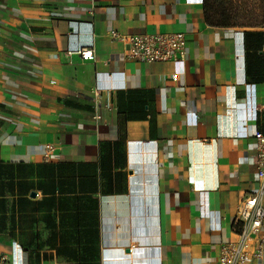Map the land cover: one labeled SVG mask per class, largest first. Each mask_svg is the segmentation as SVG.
Here are the masks:
<instances>
[{"label": "crops", "instance_id": "0c3cea01", "mask_svg": "<svg viewBox=\"0 0 264 264\" xmlns=\"http://www.w3.org/2000/svg\"><path fill=\"white\" fill-rule=\"evenodd\" d=\"M204 3L0 0V264H219L260 186L264 24ZM113 31L184 32L187 58L129 60Z\"/></svg>", "mask_w": 264, "mask_h": 264}, {"label": "built area", "instance_id": "2783aa9c", "mask_svg": "<svg viewBox=\"0 0 264 264\" xmlns=\"http://www.w3.org/2000/svg\"><path fill=\"white\" fill-rule=\"evenodd\" d=\"M112 38L122 41L126 46L127 58L140 59L145 63L176 61L187 58V36L184 32L163 33H111ZM69 54L81 55L84 60H95L94 47H80L68 51ZM177 79L176 75L173 77ZM98 103L101 91L93 90ZM256 166L260 186L242 201L235 224L237 238L224 243L219 248V264H248L252 256L264 257V133L256 132ZM53 146L46 147L45 161H49Z\"/></svg>", "mask_w": 264, "mask_h": 264}, {"label": "trees", "instance_id": "16d2710c", "mask_svg": "<svg viewBox=\"0 0 264 264\" xmlns=\"http://www.w3.org/2000/svg\"><path fill=\"white\" fill-rule=\"evenodd\" d=\"M229 4L221 0H205L204 3V16L211 26H246V25H263L264 24V9L262 12V19L260 21L240 23V18L243 16L249 17L252 14L244 9L247 0L236 2L228 0ZM248 6V5H247ZM235 227L237 225L235 224Z\"/></svg>", "mask_w": 264, "mask_h": 264}, {"label": "rangeland", "instance_id": "374dc122", "mask_svg": "<svg viewBox=\"0 0 264 264\" xmlns=\"http://www.w3.org/2000/svg\"><path fill=\"white\" fill-rule=\"evenodd\" d=\"M229 4L228 0H221ZM236 2L245 1V0H234ZM248 5V6H247ZM247 5L245 4L244 9L248 10L252 15L249 17L243 16L240 18V23L254 22L255 20L260 21L262 19V12L264 9V0H247Z\"/></svg>", "mask_w": 264, "mask_h": 264}]
</instances>
